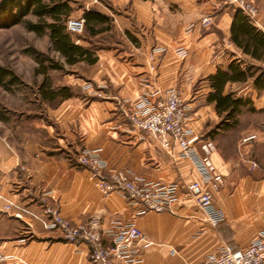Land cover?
Wrapping results in <instances>:
<instances>
[{
  "label": "crops",
  "instance_id": "0c3cea01",
  "mask_svg": "<svg viewBox=\"0 0 264 264\" xmlns=\"http://www.w3.org/2000/svg\"><path fill=\"white\" fill-rule=\"evenodd\" d=\"M250 1L258 9L252 24L264 34V0ZM92 8L110 18V30L99 34L110 38L95 51L94 64L69 66L83 70L73 69L59 82L77 94L50 110L57 142L0 143V195L15 206L6 214L0 202V218L12 224L5 233L0 229V264H91L84 246L78 252L30 215H40L44 205L73 223L94 219L101 231L114 222L133 223L152 243L141 253L142 264H198L223 244L247 248L264 227V53L254 58L231 42L235 9L216 0H104ZM206 16L211 25L204 28L200 20ZM230 64L252 76L225 85L224 95L246 104L237 124L220 130L225 113L208 102V77ZM87 83L90 90L83 89ZM169 88L179 91L188 110L185 126L199 139L198 154L202 144L213 146L210 161L222 177L213 194L214 207L223 213L217 227L184 189L166 211L138 215L122 194L102 196L91 173L76 165L89 152L107 172L130 171L158 183L199 180L191 160L134 131L118 106ZM19 208L30 214L15 219Z\"/></svg>",
  "mask_w": 264,
  "mask_h": 264
},
{
  "label": "built area",
  "instance_id": "2783aa9c",
  "mask_svg": "<svg viewBox=\"0 0 264 264\" xmlns=\"http://www.w3.org/2000/svg\"><path fill=\"white\" fill-rule=\"evenodd\" d=\"M102 0H92L99 3ZM218 6H231L241 11L251 22L256 23L258 9L250 0H216ZM211 25V17L200 20L201 27ZM190 25L187 30H191ZM66 30L70 34H80L84 30V20L69 19ZM84 90L91 85L85 84ZM118 106L124 119L133 130L155 139L160 147L171 154L177 150L178 156L192 161L199 174V180L188 184L158 183L134 176L130 171H105L104 164L93 153L83 152L77 163L87 169L92 176L96 189L104 197L120 193L136 214L147 212L162 213L177 198L181 189L193 195L198 208L205 213L212 227L223 221V213L214 207L213 194L222 183V177L215 173L210 161L213 146L210 142L200 146L203 155L198 154V137L186 128L188 110L178 90L169 88L156 89L134 101L121 100ZM243 139V142L253 139ZM3 212L10 214L15 208L13 203L0 195ZM44 203V200H42ZM23 214H30L25 209H18L12 216L21 220ZM48 231L59 234L63 242L75 247L84 246L91 264H142L141 253L152 243L133 223L114 222L111 229L101 231L97 222L91 219L84 223H73L64 218L51 206L44 205L40 215L30 214ZM170 254H176L171 250ZM198 264H264V227L257 237L245 249H236L223 244L215 253L209 254Z\"/></svg>",
  "mask_w": 264,
  "mask_h": 264
},
{
  "label": "trees",
  "instance_id": "16d2710c",
  "mask_svg": "<svg viewBox=\"0 0 264 264\" xmlns=\"http://www.w3.org/2000/svg\"><path fill=\"white\" fill-rule=\"evenodd\" d=\"M72 7L68 0H0V28H9L20 24L24 18L33 15L37 18L36 23L27 22L26 27L39 35L45 31L49 32L52 48L55 53L64 59L68 66L79 62L92 65L97 61L95 51L99 47L91 45L84 48L75 44L70 33L66 30V22L70 19ZM84 32L88 41L103 32L110 30V18L105 14L93 9L83 12ZM231 42L254 58H259L264 53V34L260 32L252 22L239 10H235L230 28ZM39 63V73L44 80L39 87L40 99L42 101H56V104L73 97L77 92L69 87H60L57 90L46 85V72L51 70H63L64 65L51 62L49 66L44 65L45 57L35 53ZM40 58H42L40 60ZM249 76V73L241 70L238 65L230 64L227 70L218 69L217 72L208 77L212 92L208 96V102L215 103L218 114L225 113L216 129L228 130L237 124V115L240 108L246 104L243 99H233L232 94L224 95V87L228 82H241ZM257 78L255 79V84ZM19 78L9 69L0 66V86L19 84ZM79 168H83L76 163Z\"/></svg>",
  "mask_w": 264,
  "mask_h": 264
},
{
  "label": "rangeland",
  "instance_id": "374dc122",
  "mask_svg": "<svg viewBox=\"0 0 264 264\" xmlns=\"http://www.w3.org/2000/svg\"><path fill=\"white\" fill-rule=\"evenodd\" d=\"M72 12L70 19L76 20L83 17V12L99 3L92 0H68ZM36 23L37 18L29 15L23 22L9 28H0V66L11 70L18 78L19 84L4 88L0 86V143H56L53 134V121L50 110L56 106V101H42L38 91L44 76L39 73V63L35 53L45 57L44 65L51 62L65 65L63 70L46 72V85L57 90L63 76L73 74V69L82 71L80 67H69L64 59L53 51L49 32L39 35L30 31L26 23ZM74 42L88 41L83 31L80 34H71ZM110 35H99L90 40L95 47H101ZM117 40V35H113ZM42 58H40L41 60ZM46 126L49 130L46 129ZM0 229L5 233L12 230L11 222L0 218ZM80 252V247H75Z\"/></svg>",
  "mask_w": 264,
  "mask_h": 264
}]
</instances>
